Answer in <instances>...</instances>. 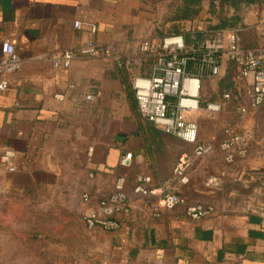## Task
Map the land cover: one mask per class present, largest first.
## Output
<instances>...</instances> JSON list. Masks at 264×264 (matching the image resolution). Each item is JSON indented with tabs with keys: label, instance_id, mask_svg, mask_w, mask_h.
Masks as SVG:
<instances>
[{
	"label": "crops",
	"instance_id": "1",
	"mask_svg": "<svg viewBox=\"0 0 264 264\" xmlns=\"http://www.w3.org/2000/svg\"><path fill=\"white\" fill-rule=\"evenodd\" d=\"M181 6V0H0V46L12 41L21 60L0 93V151L13 152L15 168L8 172L0 165V200L18 194L32 200L53 192L62 176L58 155L68 129L82 137L91 125L94 136L102 121L109 123L111 141L105 144L91 137L92 161L85 166L89 172L84 173L78 190L81 219L113 191L118 177L147 176L152 186H158L171 175L180 142L160 135L162 144L176 141V152L167 145L151 150L139 143L135 135L143 122L131 97L126 69L120 70L113 61L79 57L69 69L55 70L48 57L57 51L77 50L90 41L114 47L122 57L133 56L142 40L157 39L175 29L199 31L206 26L211 16L208 2L202 3L200 17L182 21L174 18ZM75 21L94 25L95 33L75 29ZM257 21V16L252 18L249 26ZM239 36L244 47L257 44L254 28ZM56 95L63 100H55ZM86 95L96 96L95 101H86ZM215 152L193 166L189 183L179 189L188 204L213 207L207 218L191 221L181 208L158 210L153 199L135 197L128 181L131 208L118 217L121 230H83L98 245L95 251L103 255L100 264H264V205H230L236 200L232 192L218 200L216 193L223 192L226 183L237 182L243 171L238 163L243 160L226 165L218 154L219 160L212 163ZM126 153L135 155L128 169L119 165ZM167 154L168 164L163 161ZM215 163L225 176L217 190L205 187L204 179L200 182ZM83 195H88L87 202Z\"/></svg>",
	"mask_w": 264,
	"mask_h": 264
},
{
	"label": "built area",
	"instance_id": "2",
	"mask_svg": "<svg viewBox=\"0 0 264 264\" xmlns=\"http://www.w3.org/2000/svg\"><path fill=\"white\" fill-rule=\"evenodd\" d=\"M216 26L215 18L209 16L206 26L199 30L204 36L199 43L187 44L181 33L142 40L133 56L122 57L114 47L90 41L77 50L57 51L48 57L55 70L69 69L76 58L85 57L113 61L119 69L129 72L130 88L141 119L192 146L190 151L180 153L171 175L159 186H152L151 179L147 176H136L133 195L139 199H153L158 210L181 208L183 215L191 221L205 219L213 212L212 206L188 204L179 194L180 187L189 183L193 166L215 151L221 155L226 165L244 160L252 141L251 132L244 129L241 123L223 127L219 140L211 136L208 140L201 141L199 119L221 114L231 101H235L240 118H244L249 111L264 108V16L250 26L242 25L229 30ZM73 27L78 30L85 28L92 35L96 31L94 25L79 21H75ZM251 28L258 33V41L253 48H246L239 35ZM185 30L194 31L191 27ZM194 38L192 35V39ZM0 53L2 93L8 86V77L20 68L21 60L12 41L2 42ZM226 75H229L232 90L222 92L217 101H209L206 83L221 80ZM63 98L62 95L54 96L57 101H62ZM95 99L96 96H85V100L89 102ZM13 158L11 150L4 148L0 151V165L8 172L15 171ZM131 159V154L126 153L121 157L119 165L128 167ZM224 177V172H220L208 176L203 184L217 190ZM124 188L125 179L118 177L114 193L99 201L96 209L83 215L87 230H121V224L113 216L130 211V201ZM82 200L87 202L88 195H83Z\"/></svg>",
	"mask_w": 264,
	"mask_h": 264
},
{
	"label": "rangeland",
	"instance_id": "3",
	"mask_svg": "<svg viewBox=\"0 0 264 264\" xmlns=\"http://www.w3.org/2000/svg\"><path fill=\"white\" fill-rule=\"evenodd\" d=\"M226 8L222 16L228 17L233 9ZM255 15L257 20L264 16V0H255L250 6L241 8V24L249 25ZM214 18L218 25V16ZM225 85L224 80L206 83L207 98L218 99L220 88ZM235 123H241L244 129L251 132L252 141L247 158L238 163L243 171L237 182L230 180L223 192L221 190L216 195L221 200L224 194L232 192L236 200L230 205L261 207L264 205V108L249 111L244 118H240L236 105L227 103L221 114L199 119L200 140L206 141L210 136L219 140L222 128ZM78 124L83 126V123ZM109 127L108 122L102 121L100 129L95 130L92 136V126L89 125V131L84 130L82 137L68 129L58 155L63 166L62 176L53 192L32 200L20 194L8 195L0 200V264H100L98 259L103 255L95 251L98 245L83 231L88 232L78 215L77 201L80 199L79 183L84 173H88L85 166L92 161L91 137L107 144L112 134ZM164 145L176 152V141L173 144L172 140L164 141ZM186 150L188 147L180 142V153ZM176 154L173 155L174 160L178 156ZM218 154L215 152L210 162H217ZM220 169L218 163L213 164L200 182L220 172Z\"/></svg>",
	"mask_w": 264,
	"mask_h": 264
},
{
	"label": "trees",
	"instance_id": "4",
	"mask_svg": "<svg viewBox=\"0 0 264 264\" xmlns=\"http://www.w3.org/2000/svg\"><path fill=\"white\" fill-rule=\"evenodd\" d=\"M181 1H182V6L179 9H177L175 11V14H174L175 15L174 16L175 19H178V20L182 21V20H188L190 18H198V17H200L201 13H202V8H201L202 3L206 1V2H208L207 13L210 14L211 16H214V17L218 16L219 24L216 27L219 28V29H226V30L227 29L229 30V29H232V28H236L237 27L236 25L238 23H240V21H241V18L239 16V13H241V8L243 6H249V5H251V4H253L255 2V0H218V2H215L216 0H181ZM226 7L233 9L232 14L230 16H228V17L226 15H224V14L222 16L223 10L227 9ZM196 32L195 31L192 32L191 30H183L182 31V29L181 30L180 29H175V30L170 31V32H168L166 34L181 33V34H183L184 39H185L186 43L188 44V43H192V42L193 43L194 42L195 43H199L203 39V37H204L203 34L199 33V31H196ZM192 35L195 37L194 39H192ZM246 48H252V47H251V45H248V47L246 46ZM221 80H224L226 82V85L224 87L222 86L220 88L221 89L220 94L222 92H226V91L232 90V84H231V81L229 79V75H226ZM130 93H131L132 100H133V102H134V104L136 106L135 100L133 98L132 91H130ZM219 97H218V99H219ZM218 99L215 98V99H208V100L209 101H217ZM230 103L233 104V105H236L235 101H231ZM136 109H137V106H136ZM137 113H138V116H139L141 122L145 123L144 126H143V123H141V126L138 129L140 131V133L138 135H135V136H137V139L139 140V143L142 144L143 147H148L149 146L150 149H151L154 146V148L161 150L162 149L161 147H163L164 144H162L163 143V138L160 137V135L164 134L166 137L176 138V139L179 140V142H182L184 145H186L188 147V150H186V151H190L192 149V146L190 144L182 141L181 139H179V138H177L175 136H172L171 134H168L166 132L160 131V130L156 129L150 122L142 120L141 117H140L138 109H137ZM148 124L152 125V126H149ZM153 138H156V139H153ZM153 140H156V142H154ZM153 149H151V150H153ZM130 154H131V157L133 159V157L135 155L132 154V153H130ZM177 155L178 156L180 155V151L177 152L176 156ZM132 159H131V162H132ZM164 159H165V161H164ZM169 160H170V158H169L168 154L163 156L164 163L165 162L167 163ZM175 161L176 160H174V163H175ZM121 167H123V166H121ZM130 167H131V163H130V165L128 167H124V168L128 169ZM87 171L89 172V170H87ZM136 176H138V175L135 174L134 176L129 177V178L125 177V176L123 177L125 179L124 192H125L127 197H128V195H127V191H126V184H127L128 181H131V183H132V185H131V193L133 194V187L135 185L134 184V180H135ZM114 184H115V181H114ZM154 187H156V186H154ZM114 191L115 190H114V185H113V191L110 194L105 195L104 197H101L99 199V201L107 199L111 194L114 193ZM99 201L96 203V205L99 203ZM127 214H123V213L116 214V215L113 216V218L115 220H117L121 224V221L119 220L118 217L121 216V215H127ZM81 220H82V223L84 224L83 219H81ZM84 227H85V225H84Z\"/></svg>",
	"mask_w": 264,
	"mask_h": 264
}]
</instances>
